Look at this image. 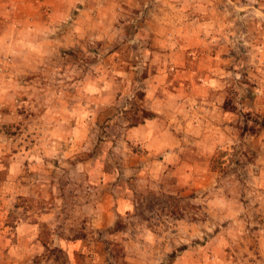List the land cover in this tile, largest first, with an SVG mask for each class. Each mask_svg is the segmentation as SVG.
I'll use <instances>...</instances> for the list:
<instances>
[{"label":"rangeland","instance_id":"1","mask_svg":"<svg viewBox=\"0 0 264 264\" xmlns=\"http://www.w3.org/2000/svg\"><path fill=\"white\" fill-rule=\"evenodd\" d=\"M152 1L0 0V264H264V0ZM153 74L170 161L126 129Z\"/></svg>","mask_w":264,"mask_h":264},{"label":"crops","instance_id":"2","mask_svg":"<svg viewBox=\"0 0 264 264\" xmlns=\"http://www.w3.org/2000/svg\"><path fill=\"white\" fill-rule=\"evenodd\" d=\"M50 1H58V2H63L65 5L69 4L71 5L72 3L77 2L78 4L82 3L83 5L81 6L80 13L82 16L87 17L88 20L93 18V26L96 28V26H101L104 27L106 25L105 22H99L102 21L101 19L106 20L108 17H113L112 20L116 21L117 19L123 18V16H126L125 22H132L133 20L136 19L135 14L132 13V11H136L135 9L140 10L141 8L145 7V4H150L152 5L151 7L153 8V1L152 0H48ZM96 4V5H95ZM156 7H158V2L155 4ZM133 14V16H128L127 14L124 15L123 12H130ZM141 13L144 14V12L141 9ZM140 13V14H141ZM152 17L154 22H152L153 26L159 27L157 23L159 22V13L158 11H153L152 12ZM138 17V16H137ZM99 23H96V22ZM152 21V20H151ZM124 23V22H122ZM121 23V24H122ZM92 28V26H88ZM151 27V28H152ZM96 32V30H93ZM149 32L154 33V36H152V39L159 41L160 39L156 37L158 34H162V31L158 29H150ZM187 32H190V30H187L184 28L183 34L185 37H188ZM174 33H178L177 31H174ZM184 37V39H185ZM173 43V42H172ZM185 44L186 42L183 41ZM153 46L155 49L162 50L163 45H160L159 43H154ZM181 47H187V46H182ZM180 49V46H179ZM150 77V78H149ZM149 77H145L142 82L147 81V87H145V93L142 94V99H143V108L145 110H148L152 114L154 113L155 115H152L150 118H145L143 122L133 125V126H127V132L130 133H136L138 140L142 141V144L148 148V151H151V153H161L162 157L166 161H170L173 155L175 154L174 148L181 144V140L176 134H173V132L169 129L168 130H161L159 127V121L161 119L158 117L163 113V108L167 107V105L172 102L173 104V99L175 96V93L169 92V93H159L158 89L161 88V82L164 80V75H151ZM159 84V85H158ZM164 92V90L162 89ZM158 92V94H157ZM169 94V95H168ZM200 95H195L198 96L201 99V102H204V105L202 106V111L203 113L201 114L202 118L204 115H211L213 112L216 116L215 122H211V124L214 126V131H216L215 135L219 136V132H222V129L224 128L223 126V117L225 115L224 111H222L219 106L218 102L214 104L211 101L205 100V95L203 92L199 93ZM201 111V112H202ZM219 120V121H218ZM204 122L205 124L208 123L207 118L204 117ZM214 131L212 133L214 134ZM205 134L209 133H204L203 136H206ZM218 140V138H216ZM160 161V160H159ZM34 245V244H33Z\"/></svg>","mask_w":264,"mask_h":264},{"label":"trees","instance_id":"3","mask_svg":"<svg viewBox=\"0 0 264 264\" xmlns=\"http://www.w3.org/2000/svg\"><path fill=\"white\" fill-rule=\"evenodd\" d=\"M140 112H141L140 116L134 118L133 120H131V121L129 122V126L137 125V124L143 122V120H144L145 118H150V117H152V115H153L151 112L146 111V110H144V109H142Z\"/></svg>","mask_w":264,"mask_h":264}]
</instances>
